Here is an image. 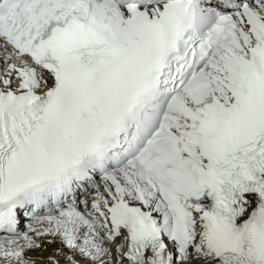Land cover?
Wrapping results in <instances>:
<instances>
[{
    "label": "snow or ice",
    "instance_id": "obj_1",
    "mask_svg": "<svg viewBox=\"0 0 264 264\" xmlns=\"http://www.w3.org/2000/svg\"><path fill=\"white\" fill-rule=\"evenodd\" d=\"M0 264H264V0H0Z\"/></svg>",
    "mask_w": 264,
    "mask_h": 264
}]
</instances>
